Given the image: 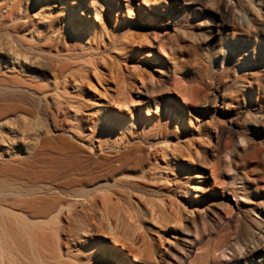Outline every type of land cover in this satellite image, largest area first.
<instances>
[{"label": "bare ground", "instance_id": "bare-ground-1", "mask_svg": "<svg viewBox=\"0 0 264 264\" xmlns=\"http://www.w3.org/2000/svg\"><path fill=\"white\" fill-rule=\"evenodd\" d=\"M29 1L34 2L0 0V100L6 111L1 119L5 135L0 133V154L7 158L17 156L0 173V264H123L115 256L96 257L94 246H99L96 241L107 235L116 246L132 253L139 264H185L196 249L203 253L204 264H211L213 251L220 247H204L203 241L218 227H223V233L240 222V213L233 207L229 193L217 194L207 180L202 190L199 184H194L195 194L190 183H186L181 192L177 164L160 162L151 151L154 162L147 164L142 156L135 161V166H124L120 160L121 166L105 173L106 176L97 175L84 181L77 194L82 196L77 198L81 214L69 207L72 209H68V222L63 226L55 222L58 211H54L63 204L53 198L52 181L56 174L64 173L63 164H74V150L70 154V149L67 155L53 152L59 155L56 159L50 155L58 146L47 144L38 149L31 137L33 132H42L29 121V115L38 113L50 115L60 132L69 128L90 130L81 147L86 174H89L91 152L98 155L104 152L106 156L108 152H115L104 148L115 127L92 130L100 116L83 98L87 88L95 83L106 84V92L117 99V105L123 110L131 106L133 109L155 107L179 115L182 110L171 90L169 63L159 52L154 53L163 70L157 76L151 73L147 61L133 59L128 51L130 42L138 37L143 40L144 48L152 52L151 42L164 37L163 28L167 32L172 25L171 18L160 9L145 7L146 0L144 4L141 0H75L79 2L81 13L99 18L92 30L93 26L75 18V14L57 0L43 3L35 14H30ZM173 3L175 11L187 8L185 0H173ZM257 4L262 5L263 0ZM108 7L124 13L137 9L141 11V18L136 23L112 24L105 12ZM252 12L250 9L246 15ZM246 15L241 17L245 24ZM233 16L234 10L228 3L220 5L211 18L212 24L203 36V43L212 44ZM116 49L124 50V54H115ZM47 67L49 70H45ZM139 78L142 83L136 84L137 90H134L133 84ZM214 110L208 101L199 103L194 111L197 120L201 118L206 122L204 137L209 142L213 137L211 128L216 124L210 117ZM229 112L231 121L235 122L237 113ZM75 117H79L78 120ZM131 122L138 125L139 120ZM17 145L19 148L15 150ZM61 148L56 150H63ZM203 153L198 147L190 149L191 156L202 158ZM69 168L71 172V166ZM199 191H204L203 195ZM191 196H196L198 202L201 196L206 197V204L196 207ZM182 220L184 226L178 227ZM145 221L156 226L169 224L178 236L156 261L144 259L143 250L134 241L135 225ZM258 229L262 234L255 232L250 243L240 247L239 257L246 261L264 243V222Z\"/></svg>", "mask_w": 264, "mask_h": 264}, {"label": "rangeland", "instance_id": "rangeland-1", "mask_svg": "<svg viewBox=\"0 0 264 264\" xmlns=\"http://www.w3.org/2000/svg\"><path fill=\"white\" fill-rule=\"evenodd\" d=\"M32 1L34 2L29 1L30 14H35L34 11L43 3L53 0ZM57 1L67 6L75 14V18L89 23L93 26L92 30L95 29L99 18L93 14L81 13L78 1ZM146 1L145 7L150 6L156 11L160 9L162 14L171 18L172 25L167 32L163 28L164 37L161 40L151 42L152 52L149 48H144L143 40L138 37L130 42L128 51L132 53L133 59L147 61L151 73L157 76L163 70L154 53L157 51L165 58L171 69V90L182 111L175 116L167 109L157 110L155 107L133 109L134 106H131L123 110L117 105V99H112L109 92H106V84L95 83L96 87L87 88V94L83 98L94 113L100 116L92 125V130L115 127L110 131V138L104 146L115 152H108V156L104 152L99 155L91 152L90 172L87 173L89 176L86 174L83 155L81 156V147L83 148L86 133L90 130L84 132L69 128L60 132L55 128L50 115H29V121L42 130L39 134L33 132L31 135L38 149L47 144L58 148L60 146L63 150H56L58 148L54 147L56 149L51 150L50 156L57 159L59 155L71 154L74 150L72 155L76 158V165L63 164L66 167H63L64 173L56 174L52 181V186L55 187L53 198L63 204L57 206L63 210L56 208L54 211L62 212L61 215L56 213L58 216L55 222L63 226L67 224L68 209L71 206L81 214L77 198L81 199L82 196L77 194L84 181L97 175L106 176L105 173L121 166L120 160L124 166H135L142 156L148 161L147 164L154 162V156L150 154L153 151L160 162L172 161L177 164L176 174L181 178V192H184L186 183H190L192 194H195L194 184H199L202 190L204 181L207 180L210 188H215L217 194L229 193L233 207L239 211L238 224L231 225L223 233V227L220 226L211 237L203 241L204 247H220L218 251H213L211 264H264V243L249 256L248 261L239 257L242 252L240 247L250 243L255 232H260V223L264 222V0L260 6L256 5L259 0H185L187 8L184 11H175L173 0ZM227 3L234 10L231 23L223 27L212 44L206 45L202 40L212 24L211 18L220 5ZM250 9L253 10L252 14L246 15ZM105 12L112 24L136 23L141 18V11L137 9L132 13H124L108 7ZM244 15L247 18L246 24L242 23L241 17ZM123 51L114 50L119 55H123ZM45 70H49V67ZM141 83L142 80L137 79L133 84L134 90H137L136 84ZM203 101H211L215 107L210 115L216 122L211 128V142L204 137L206 122H202L201 118L197 120L194 114L196 107L199 103L203 104ZM229 111L237 113L235 122L231 121ZM5 116L6 111L0 100V133L4 135L1 119ZM78 118L75 117L76 120ZM132 119H138V125L132 123ZM143 124L144 128L138 127ZM95 139L98 140L97 137ZM203 140L208 143L204 141L205 143L200 144ZM195 147L204 152L202 158L191 156L190 149ZM18 148L19 145L15 150ZM57 151H61V154ZM53 152L59 155H53ZM16 157L7 158L0 154V173ZM65 173L67 175L64 176ZM210 192L213 195V190ZM199 193L203 195L204 191ZM191 199L197 204L196 207L207 201L202 196L199 202L196 196H191ZM177 226H184V221ZM135 232L136 246L143 250L144 259L151 261L159 260L160 254L168 248L170 242L178 238L169 224L164 227L146 221L138 222ZM96 244L99 245L94 246L97 258L115 256L123 264H139L127 249L116 246L110 235L98 238ZM136 246L133 245L134 248ZM202 255L196 249L185 264H204Z\"/></svg>", "mask_w": 264, "mask_h": 264}]
</instances>
